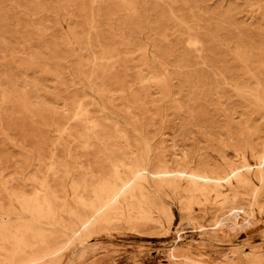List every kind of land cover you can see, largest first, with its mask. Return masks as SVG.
Returning a JSON list of instances; mask_svg holds the SVG:
<instances>
[{
    "label": "rangeland",
    "instance_id": "rangeland-1",
    "mask_svg": "<svg viewBox=\"0 0 264 264\" xmlns=\"http://www.w3.org/2000/svg\"><path fill=\"white\" fill-rule=\"evenodd\" d=\"M0 264H264V0H0Z\"/></svg>",
    "mask_w": 264,
    "mask_h": 264
},
{
    "label": "bare ground",
    "instance_id": "bare-ground-1",
    "mask_svg": "<svg viewBox=\"0 0 264 264\" xmlns=\"http://www.w3.org/2000/svg\"><path fill=\"white\" fill-rule=\"evenodd\" d=\"M232 170H233V169H232ZM137 174H138V173H137ZM232 174H233V173H232ZM115 177H116V176H115ZM147 178H148V177H147ZM191 178H192V177H191ZM195 178H196V177H195ZM113 179H114V178H113ZM189 179H190V178H189ZM196 179H198V178H196ZM120 180H121V179H120ZM127 180H128V179H127ZM190 180H191V179H190ZM192 180H193V179H192ZM192 180H191V182L194 181V180H193V181H192ZM198 180H199V179H198ZM208 180H209V179H208ZM117 182H118V181H117ZM129 182H130V181H129ZM208 182H209V181H208ZM220 182H221V181H220ZM204 183H205V182H204ZM225 183H226V182H225ZM113 184H114V183H113ZM119 184H120V183H119ZM113 186H114V185H113ZM193 186H194V185H193ZM202 186H203V185H202ZM218 186H219V185H218ZM205 187H206V186H205ZM120 188H121V187H120ZM195 188H196V187H195ZM112 189H113V188H112ZM201 189H203V187H202ZM201 189H200V191H201ZM116 190H118V189H116ZM120 191H121V190H120ZM115 192H116V191H115ZM112 193H113V192H112ZM122 194H123V193H122ZM111 196H113V194H112ZM116 196H117V195H116ZM116 196H115V197H116ZM36 198H37V197H36ZM116 199H117V198H116ZM104 203H105V202H104ZM112 203H115V202H112ZM101 208H102V207H101ZM85 224H86V223H85ZM84 228H85V227H84ZM74 233H76V232H74ZM76 236H77V235H76ZM77 237H78V236H77ZM80 237H81V236H80Z\"/></svg>",
    "mask_w": 264,
    "mask_h": 264
}]
</instances>
